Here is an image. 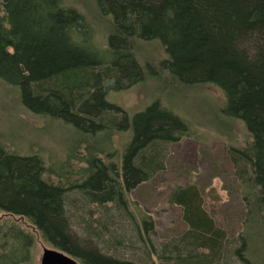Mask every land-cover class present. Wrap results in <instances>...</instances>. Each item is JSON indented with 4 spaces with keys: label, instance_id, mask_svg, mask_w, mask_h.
I'll return each mask as SVG.
<instances>
[{
    "label": "trees",
    "instance_id": "obj_1",
    "mask_svg": "<svg viewBox=\"0 0 264 264\" xmlns=\"http://www.w3.org/2000/svg\"><path fill=\"white\" fill-rule=\"evenodd\" d=\"M96 4L102 16L111 17L104 48L96 45L85 16L65 0H0V84L14 90L18 105L92 138L110 131L128 134L117 150L86 152L75 171L69 153L68 172L54 179L47 176L39 153L16 152L0 139V212L25 219L46 245L79 264H232L233 259L236 264H261L249 234H264V0ZM155 40L165 59L145 69L134 43ZM76 72L84 77L78 85L65 90L47 86ZM161 72L181 86L218 89L221 116L239 121L249 134L246 144L226 150L245 208L237 246H231L227 231L217 224L197 183L169 191L167 202L179 210L186 230L159 251L142 237L148 259L83 246L71 232L67 212L68 203L77 200L106 210L113 206L140 235L153 225L150 216L136 220L129 193L163 169L167 146L189 136V123L157 99L129 113L108 102L107 94L127 90L145 75L156 79ZM79 218L87 236L100 234L91 216ZM33 245V236L18 224L0 223V264H31Z\"/></svg>",
    "mask_w": 264,
    "mask_h": 264
},
{
    "label": "rangeland",
    "instance_id": "obj_2",
    "mask_svg": "<svg viewBox=\"0 0 264 264\" xmlns=\"http://www.w3.org/2000/svg\"><path fill=\"white\" fill-rule=\"evenodd\" d=\"M65 2L85 16L95 32L96 45L104 48L112 30L111 17L102 16L96 0ZM134 50L145 69L153 68L165 59L164 50L157 40L146 43L137 41ZM83 78L81 72L71 73L47 86L65 90L72 84L82 83ZM155 99L184 118L189 123L190 132L189 136L167 146L163 169L129 193V210L138 222L142 221L141 217L150 216L153 220L151 229L141 231L143 234L140 235L128 222L129 219L118 215L113 206H106V210L77 200L73 204L68 203L67 207L71 232L83 246L117 253L136 261L146 260L148 254L144 253L146 250L142 237L148 240L155 251H159L160 247L171 244L186 230L180 220L179 210L167 202L169 191L177 185L197 183L215 210L217 224L227 231L231 246H237L235 238L243 230L245 208L226 150L229 146L246 144L250 141L249 134L239 121L221 116L223 95L213 86H181L161 72L156 79L145 75L142 82L131 88L107 94L108 102L129 113L144 110ZM119 133L110 131L92 138L63 123L35 117L18 105L13 89L0 84V139L5 140L16 152L39 153L49 169L47 176L51 179L57 173L68 172L65 160L69 153H72L73 159H68V163L74 165L75 171L80 166L78 158L86 152L92 149L100 152L117 150L128 141L127 133ZM79 216L84 219L91 216L93 229L97 231L99 225L100 234L87 236ZM94 219L99 221L95 223ZM3 222L18 224L33 236L31 264H40L43 250L50 246L41 240L25 219L0 212V223ZM249 236L252 237L249 243L255 240L252 246L259 254L261 264H264V234L252 231ZM260 236L262 239H258ZM152 261H156L155 255H152ZM232 261V264H236L234 259Z\"/></svg>",
    "mask_w": 264,
    "mask_h": 264
},
{
    "label": "water",
    "instance_id": "obj_3",
    "mask_svg": "<svg viewBox=\"0 0 264 264\" xmlns=\"http://www.w3.org/2000/svg\"><path fill=\"white\" fill-rule=\"evenodd\" d=\"M40 264H79L75 259L52 248H45L40 257Z\"/></svg>",
    "mask_w": 264,
    "mask_h": 264
}]
</instances>
